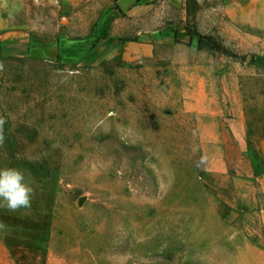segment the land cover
Instances as JSON below:
<instances>
[{"label":"rangeland","instance_id":"1","mask_svg":"<svg viewBox=\"0 0 264 264\" xmlns=\"http://www.w3.org/2000/svg\"><path fill=\"white\" fill-rule=\"evenodd\" d=\"M35 2L0 0V25L44 22ZM157 3L123 18L138 61L0 41V169L35 190L0 208V264H264V0Z\"/></svg>","mask_w":264,"mask_h":264},{"label":"crops","instance_id":"2","mask_svg":"<svg viewBox=\"0 0 264 264\" xmlns=\"http://www.w3.org/2000/svg\"><path fill=\"white\" fill-rule=\"evenodd\" d=\"M154 1L158 0H39V8L47 11V19L41 23L28 19L23 24L9 20L0 25V41L8 54L30 52L68 65H97L116 57L138 61L149 46L141 42L142 38L134 42L125 39L123 18L137 16L145 4L147 9L163 7ZM182 1L171 0L175 5ZM23 3L26 9L37 4L35 0ZM235 148L237 152L245 149L241 144ZM253 148L264 164V137L254 138ZM260 180L264 189V171Z\"/></svg>","mask_w":264,"mask_h":264},{"label":"clouds","instance_id":"3","mask_svg":"<svg viewBox=\"0 0 264 264\" xmlns=\"http://www.w3.org/2000/svg\"><path fill=\"white\" fill-rule=\"evenodd\" d=\"M5 123L6 120L0 117V146L5 142ZM34 195V188L22 171L16 168L0 169V208H6L10 212L30 208Z\"/></svg>","mask_w":264,"mask_h":264},{"label":"trees","instance_id":"4","mask_svg":"<svg viewBox=\"0 0 264 264\" xmlns=\"http://www.w3.org/2000/svg\"><path fill=\"white\" fill-rule=\"evenodd\" d=\"M206 41H212V42H214V40H213L212 38L202 37V38H201V46L204 45V43H205ZM214 43H215V42H214ZM215 45H216V44H215ZM215 47H216V46H215Z\"/></svg>","mask_w":264,"mask_h":264}]
</instances>
